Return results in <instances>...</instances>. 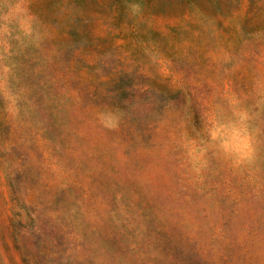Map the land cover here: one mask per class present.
Instances as JSON below:
<instances>
[{
  "label": "rangeland",
  "instance_id": "374dc122",
  "mask_svg": "<svg viewBox=\"0 0 264 264\" xmlns=\"http://www.w3.org/2000/svg\"><path fill=\"white\" fill-rule=\"evenodd\" d=\"M0 264H264V0H0Z\"/></svg>",
  "mask_w": 264,
  "mask_h": 264
}]
</instances>
